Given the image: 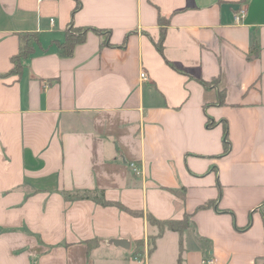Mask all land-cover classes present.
Masks as SVG:
<instances>
[{
	"label": "crops",
	"instance_id": "obj_1",
	"mask_svg": "<svg viewBox=\"0 0 264 264\" xmlns=\"http://www.w3.org/2000/svg\"><path fill=\"white\" fill-rule=\"evenodd\" d=\"M70 24L91 29L62 57ZM25 32L0 77V264H264V0H0V74ZM84 190L141 214L62 195ZM147 214L189 222L150 250Z\"/></svg>",
	"mask_w": 264,
	"mask_h": 264
},
{
	"label": "trees",
	"instance_id": "obj_2",
	"mask_svg": "<svg viewBox=\"0 0 264 264\" xmlns=\"http://www.w3.org/2000/svg\"><path fill=\"white\" fill-rule=\"evenodd\" d=\"M246 1L247 0H239V2L242 4H244ZM158 22L160 24L161 31H160V39L156 46L158 50L162 52V42H163V37H164V26L163 25L166 23V19L162 16H159ZM89 29L91 28L74 27L72 24H70L65 29L63 40L56 42V49H57L58 54L62 57L70 56L73 52L75 45L84 41L86 32ZM96 31L100 34L103 33L105 37L104 42L108 40V34H109L108 30H105L103 32L102 30H96ZM18 40H19L18 51L11 58L12 67L8 72L0 74V77H4L8 74L20 76L23 70V60L29 58L31 54L34 52L35 47L38 45V36L36 33H31V32L20 33L18 35ZM170 65L180 72H185L182 68L175 67V65L172 63H170ZM224 138H226L227 140L226 131L224 132ZM62 195L67 200L91 199L95 201L96 203L104 205V206L116 205L121 210H124L133 215L141 214L140 211L131 210L119 202H113V201L107 200L104 196L103 191H90V190L75 191V192L63 191ZM261 215H262L263 228H264V209H262ZM147 220H148V223H150L151 225H155L159 230L157 235L151 236L148 239V243L150 245V250H151L155 245L156 237L161 234V232L163 231L165 227H167L170 230L181 233L188 225L189 216L185 215L181 219L161 221L147 214ZM180 246H181V242H180Z\"/></svg>",
	"mask_w": 264,
	"mask_h": 264
},
{
	"label": "built area",
	"instance_id": "obj_3",
	"mask_svg": "<svg viewBox=\"0 0 264 264\" xmlns=\"http://www.w3.org/2000/svg\"><path fill=\"white\" fill-rule=\"evenodd\" d=\"M37 1H42V0H37ZM244 12H245V9H244V8H240V9L235 13V16H234L235 20H236V21H239V20L243 17ZM140 78H141V80H143V81L147 80V74H146V72L141 71V72H140ZM130 167H132V169H133L134 171H137V168L134 166V164H130ZM203 264H214V261H213L211 258H207V259H205V260L203 261Z\"/></svg>",
	"mask_w": 264,
	"mask_h": 264
},
{
	"label": "water",
	"instance_id": "obj_4",
	"mask_svg": "<svg viewBox=\"0 0 264 264\" xmlns=\"http://www.w3.org/2000/svg\"><path fill=\"white\" fill-rule=\"evenodd\" d=\"M114 243H115L116 245H120V246L128 247V244H126L127 242H126L124 239L116 240Z\"/></svg>",
	"mask_w": 264,
	"mask_h": 264
}]
</instances>
